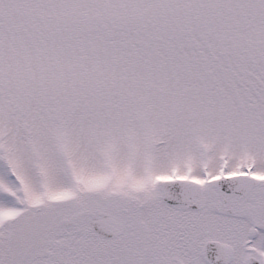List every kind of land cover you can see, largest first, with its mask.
Listing matches in <instances>:
<instances>
[{"label": "snow or ice", "instance_id": "1", "mask_svg": "<svg viewBox=\"0 0 264 264\" xmlns=\"http://www.w3.org/2000/svg\"><path fill=\"white\" fill-rule=\"evenodd\" d=\"M0 264H264V0H0Z\"/></svg>", "mask_w": 264, "mask_h": 264}]
</instances>
